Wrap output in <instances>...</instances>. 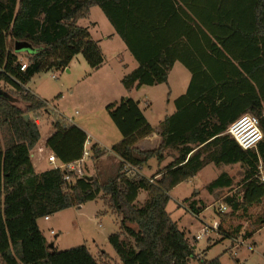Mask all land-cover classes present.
I'll use <instances>...</instances> for the list:
<instances>
[{"label":"trees","instance_id":"1","mask_svg":"<svg viewBox=\"0 0 264 264\" xmlns=\"http://www.w3.org/2000/svg\"><path fill=\"white\" fill-rule=\"evenodd\" d=\"M95 5L138 62L121 80L127 90L167 82L176 61L192 73L188 89L158 126L132 97L107 105L122 134L111 148L121 158L120 170L108 180L67 168L37 172L31 151L42 134L31 113L51 108L25 85L39 72L67 68L80 53L92 68L103 64L99 41L78 24ZM168 24L175 29L166 31ZM16 41L35 48L24 52L27 61L9 46ZM0 88L25 103L22 107L0 96V264H105L86 244L50 248L38 224L42 217L99 197L120 217V230L108 239L122 264H222L219 257L197 255L196 244L167 210L170 192L211 163H241L239 181L224 171L207 184L211 193L234 190L225 198L231 212L224 219L237 211L247 214L264 201V138L256 148L244 149L227 132L245 113L257 115L264 132V0H0ZM53 127L47 146L61 162L79 160L87 132L60 118ZM153 133L161 138L157 147L137 145ZM93 149L95 156L103 153ZM152 159L159 168L150 176L123 171L125 163L143 167ZM141 191L146 197L138 202ZM187 201L195 215L206 208L200 200ZM259 222L245 239L264 226V215ZM241 230L238 226L231 233L218 226L222 238L232 239Z\"/></svg>","mask_w":264,"mask_h":264},{"label":"rangeland","instance_id":"2","mask_svg":"<svg viewBox=\"0 0 264 264\" xmlns=\"http://www.w3.org/2000/svg\"><path fill=\"white\" fill-rule=\"evenodd\" d=\"M97 19L100 22V19ZM79 24L88 27V21L84 19ZM91 33L94 39H98L103 49L105 60L101 66L92 68L80 53L72 59L67 68H52L39 72L25 86L38 94L51 108L49 112L31 113L40 121L42 138L46 136L48 129L54 132L53 123L57 118L66 120L63 117L65 116L71 118L73 123L84 127L90 135L106 146L101 155L111 154L108 148H112L114 143L121 140L122 134L107 110L109 103L120 101L123 97L139 100L148 121L158 126L167 113H172L176 109L175 99L187 90L192 74L183 63L178 61L170 70L167 82L143 85L129 91L121 80L124 75L137 67V61L130 53L115 54L113 50L120 46L119 41H103L100 28L91 30ZM15 43L9 42V46L15 48ZM21 60L27 61L24 52H21ZM7 88L13 87L8 85ZM156 138L144 143L145 149L157 147L160 140ZM3 143L4 138L1 133L0 146H3ZM100 156L94 155L92 161L89 164L86 163L83 172L97 177L100 181H106L119 172L121 161L117 162L112 157H108L101 162ZM112 156L115 155L112 153ZM170 160L167 158L164 162ZM156 162H158L157 159H152V162L148 161L143 167L141 166L142 174H150L155 169L158 170L159 165ZM51 165L46 159L44 165H39L38 169ZM223 170L232 175L236 181H239L243 174L241 163L222 165L220 168L211 163L190 181L177 185L170 192L171 198L167 210L171 212L174 220L182 216L181 228L188 227L194 235L198 234L204 226H209V230L199 240L196 248L198 252H206L207 259L219 257L222 264H264V228L253 236L244 238L245 232L256 230L260 226V216L264 215V201L252 206L247 214L237 211L228 219H224V215L231 212L225 198L234 190L225 188L211 193L207 189V184ZM145 197L146 192L141 191L138 202H142ZM188 198L200 199L204 202L206 208L199 217L190 211ZM222 204L227 205L225 211L220 209ZM215 221L222 223L223 229L228 232L233 233L238 226H242V230L232 239L222 238L220 235L221 239L216 241L210 250L203 251L209 236L218 237L216 235L218 230L211 228ZM38 224L49 241L56 243L57 250L86 244L94 253L106 250L115 258H106V264H122L108 239L111 233L120 230L119 218L107 208L100 197L85 203L82 208L73 206L51 214L50 219L42 217L38 220ZM51 230L55 232L52 233ZM192 264H199V262L194 260Z\"/></svg>","mask_w":264,"mask_h":264},{"label":"crops","instance_id":"3","mask_svg":"<svg viewBox=\"0 0 264 264\" xmlns=\"http://www.w3.org/2000/svg\"><path fill=\"white\" fill-rule=\"evenodd\" d=\"M99 9H101V10H99ZM102 11V12H101ZM97 18H99L100 19V22L98 21V19ZM86 20V21H88V24H87V26H88V28L90 29V33H91V30H93V29H97V28H100V30H101V34H102V40L103 41H106V42H108V41H110V42H114V41H119V43H120V46L118 47V48H116V49H114L113 50V52L115 53V54H126V53H130L131 55H132V53L130 52V50L128 49V47H127V45H126V43H125V41L123 40V38L121 37V35L117 32V30H116V28H115V26L113 25V23L109 20V18H108V16L106 15V13L102 10V8L100 7V6H97V5H95V6H92L91 7V9H90V12H89V15L87 16V17H83V18H81V19H79V21H78V24L80 23V21L81 20ZM102 24V25H101ZM80 25V24H79ZM173 29H175V27L174 26H172L171 24H168V26L166 27V31L167 30H173ZM91 35H92V33H91ZM92 37H93V35H92ZM94 38V37H93ZM96 40H98V39H96ZM15 52H16V50H15ZM18 53H20L21 54V52H18ZM133 56V55H132ZM134 57V56H133ZM135 59V58H134ZM136 60V59H135ZM137 61V60H136ZM176 62H178V61H176ZM175 62V63H176ZM181 62V61H180ZM175 63H174V65H175ZM182 63V62H181ZM173 65V66H174ZM185 65V64H184ZM137 66H138V62H137ZM186 66V65H185ZM187 67V66H186ZM173 68V67H172ZM135 69V68H134ZM191 72V71H190ZM170 73V72H169ZM192 74V73H191ZM189 86V85H188ZM27 88V87H26ZM28 90H30V88H27ZM187 89H188V87H187ZM31 91V90H30ZM187 91V90H186ZM185 91V92H186ZM184 92V93H185ZM38 95V94H37ZM176 110V109H175ZM174 110V111H175ZM173 111V112H174ZM172 112V113H173ZM172 113H167L166 115H168V114H172ZM165 115V116H166ZM164 116V117H165ZM164 119V118H163ZM162 119V120H163ZM161 120V121H162ZM76 124V123H75ZM78 125V124H77ZM78 126H80V125H78ZM83 130H85V128L84 127H82V126H80ZM41 130V129H40ZM49 131H48V133L46 134V136L44 137V138H42L41 137V139H40V141L37 143V145L34 147V149L31 151V158H32V162H33V165H34V167H35V169H36V171L37 172H43V171H45V170H47V169H50V168H52L53 167V165H51V163H50V167H44V169H38V166L40 165H44V162L46 161V159H48V156L50 155V154H52L53 152L50 150V148L47 146V139H48V137L53 133V131L51 130V129H48ZM86 131V130H85ZM87 132V131H86ZM41 134H42V131H41ZM87 134H88V136L90 137V139H91V142H92V144H98V145H100V146H102V148L103 149H101V151H103V150H105L106 149V146L103 144V143H101L100 142V140H98L97 138H95L93 135H90L88 132H87ZM154 137H157L156 139H158V140H161V138H160V136L157 134V133H153V134H151V135H149V136H147V137H145V138H142V139H140L138 142H137V145H139L141 148H145V144L144 143H147V142H149V141H152V139H154ZM94 138V139H93ZM93 139V140H92ZM120 141V140H119ZM119 141H117L116 143H118ZM116 143H114V144H116ZM108 149H110V151H111V148H108ZM115 156H112V153L111 154H107V153H105V154H103V155H101L100 157H99V159L101 160V162H104L105 160H107L108 159V157H112L113 159H115V161H117V162H119V161H121V158L116 154V153H114L113 151H111ZM94 156V155H93ZM93 156H92V158L91 159H89L88 161H87V163L89 164L91 161H92V159H93ZM49 161V160H48ZM154 161V160H153ZM149 162H152V160H150ZM169 162V161H168ZM168 162H163L162 163V165H165V164H167ZM156 164L157 165H159L158 164V162H156ZM216 166H218L219 168L220 167H222V165H216ZM223 166H227V165H223ZM159 167V166H158ZM157 171V169H155L154 171H152L150 174H145V175H147V176H150V175H152L154 172H156ZM224 171H226V170H223L222 172H224ZM227 172V171H226ZM232 176V175H231ZM190 181V180H189ZM193 199V198H192ZM194 200H197V201H199L200 199H194ZM201 202H203L202 200H200ZM85 204V203H84ZM84 204H81V205H79L78 206V208H82L83 206H84ZM201 214V213H200ZM118 216V215H117ZM198 217H199V215H198ZM118 218H119V224H120V217L118 216ZM49 219H50V217H49ZM174 219V218H173ZM177 222H178V225H179V227H180V229H182L185 233H186V235H187V237L188 238H190V240H191V237L192 236H195L194 234H192L191 232V229H188V227H184V228H181V224H182V216H179L178 217V220H176ZM118 223V222H117ZM40 226V225H39ZM262 228H264V226H262V227H260L256 232H259ZM52 231V230H51ZM201 232V231H200ZM217 232V233H216ZM215 233H216V235L218 236L217 238L216 237H213V236H209L208 238H207V242H206V244H205V249L203 250V251H207V250H210L212 247H213V244H215L216 243V241H219V239H221L220 238V233L218 232V231H216ZM44 234V233H43ZM206 235V234H205ZM44 236L46 237V235L44 234ZM204 237V236H203ZM202 237V238H203ZM201 238V239H202ZM46 239H47V241L48 242H50L49 241V239L46 237ZM195 238L193 237L192 238V240H194ZM191 240V241H192ZM200 240V239H199ZM199 240H197V239H195L194 240V243L196 244V248H197V246H198V244H199ZM193 242V241H192ZM50 243H54V247L56 246V243L55 242H50ZM255 243V242H254ZM88 247V246H87ZM56 248V247H55ZM89 248V250H90V252L97 258V259H99L100 261H102V262H105V264H106V258L107 259H115L108 251H106V250H102L101 252H97V253H94L93 251H92V249L90 248V247H88ZM103 252H105V253H107V255H108V257H106V256H104L103 255ZM196 253H197V255H199V257H202V258H204V259H207L206 258V252H204V253H202V252H198L197 251V249H196ZM191 264H192V262H191Z\"/></svg>","mask_w":264,"mask_h":264},{"label":"built area","instance_id":"4","mask_svg":"<svg viewBox=\"0 0 264 264\" xmlns=\"http://www.w3.org/2000/svg\"><path fill=\"white\" fill-rule=\"evenodd\" d=\"M26 68V62H23L21 65V69L24 70ZM78 112V111H77ZM68 122H72L71 118L63 116ZM37 123H40L38 119H36ZM73 123V122H72ZM232 137L236 139V141L241 145L244 149H251L256 148L259 144V142L264 138V132L260 125V118L253 114V113H245L242 116H240L237 120H235L228 128L227 131ZM95 145V149L97 151H100L102 146L98 144H92L90 137L88 136L87 141L84 144V153L83 156L77 160L76 162L71 163H64L61 162L54 153L50 154L48 156V160L51 164H53V167L60 168V169H70L72 171H76L80 174H83L84 167L89 159L92 158V156L95 153V150L93 149V146ZM123 171L126 174H142L141 166H134L130 163H125L123 167ZM67 179H69L68 176H66ZM221 211H225L227 209V205L222 204L220 206ZM198 216V215H197ZM49 215L45 216V219H49ZM219 222L215 221L214 225L211 227L212 229L218 230ZM209 226H204L202 228L201 232L196 234L194 236L195 239L199 240L205 234ZM52 233L55 231L52 230Z\"/></svg>","mask_w":264,"mask_h":264},{"label":"water","instance_id":"5","mask_svg":"<svg viewBox=\"0 0 264 264\" xmlns=\"http://www.w3.org/2000/svg\"><path fill=\"white\" fill-rule=\"evenodd\" d=\"M15 50L16 52H27V53H34L36 50L35 48L28 42L25 41H17L15 43ZM0 96L6 98L13 104H17L19 106L24 107L25 103L22 101V99L19 96H16L12 94L11 92L4 90L3 88H0ZM27 118H29V114L26 115ZM90 179L93 178V176H88ZM50 248H54V243L49 244Z\"/></svg>","mask_w":264,"mask_h":264}]
</instances>
